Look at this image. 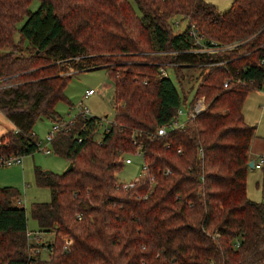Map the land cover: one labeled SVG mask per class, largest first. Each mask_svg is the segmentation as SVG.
Instances as JSON below:
<instances>
[{"label":"trees","instance_id":"obj_1","mask_svg":"<svg viewBox=\"0 0 264 264\" xmlns=\"http://www.w3.org/2000/svg\"><path fill=\"white\" fill-rule=\"evenodd\" d=\"M31 2L0 0V111L14 125L0 135V157L39 148L34 125L60 120L59 101L72 104L73 71H108L114 116L99 139L100 117L83 111L55 135L52 149L70 170L35 165L36 183L51 193L30 206L39 232L54 233L40 243L47 259L29 241L19 189L0 184V264L264 263V198L247 193L257 126L242 110L264 75V0H233L223 11L207 0H39L35 10ZM176 16L187 20L183 30ZM193 24L207 42H236L218 55L226 66L198 67L211 57L192 51ZM172 62L181 91L160 73ZM184 68L199 69L191 88L207 105L159 136L191 89ZM228 75L243 82L225 88ZM137 148L155 180L125 189L116 174Z\"/></svg>","mask_w":264,"mask_h":264},{"label":"rangeland","instance_id":"obj_2","mask_svg":"<svg viewBox=\"0 0 264 264\" xmlns=\"http://www.w3.org/2000/svg\"><path fill=\"white\" fill-rule=\"evenodd\" d=\"M214 3L220 11L229 8L233 0H207ZM39 5V0H32L30 4L31 10H35ZM175 20H179V24H175V30H183L187 20L176 16ZM24 20L18 23L19 26ZM18 32L15 37L18 38ZM236 42L227 43L229 45ZM183 85L187 91L193 85L195 87L197 80L196 74L199 69L188 68L183 69ZM170 75L177 87L181 86L175 73L170 70ZM196 78V79H195ZM94 88L96 92L91 95H86V90ZM66 95L72 102L70 105L66 100H61L57 103L56 109L61 114V126L73 119L78 113L88 108L90 115H96L102 118V123L97 133V138L101 137L103 130L108 126L114 116L113 97L114 84L113 80L105 68H92L83 71H73L72 77L69 80L66 89ZM194 88H191L187 94L186 102H182L181 107L185 113L181 114V120L187 118V112L194 96ZM183 93V92H182ZM243 113L248 123L256 125V132L250 146V157L259 161L261 156H264V93L261 89H254L247 95L243 104ZM64 120V121H63ZM57 121V120H56ZM11 125L8 118L0 112V135ZM53 121L50 118H42L34 125V133L40 143V147L33 153L23 156L22 163H12L0 165V184L17 187L21 193L20 200L26 208L28 216V238L32 242V235L39 232V226L35 218L31 215L30 206L35 201H49L51 198L50 189L46 186L38 185L35 181L34 168L39 165L46 170L62 173L70 165V161L53 150L50 153H45L44 146L51 148L47 142V135L53 130ZM262 154V155H261ZM132 161L125 163L120 171L116 174L117 180L122 182H131L145 176L143 169V156L139 153L128 154ZM247 193L250 198L260 201L264 198V164L261 168L250 167L247 173ZM29 233H31L29 235ZM42 236V242L51 241L54 239L53 232H39ZM34 244V243H33ZM40 248L39 253L42 258H48L49 252L47 246ZM64 247V246H63Z\"/></svg>","mask_w":264,"mask_h":264},{"label":"built area","instance_id":"obj_3","mask_svg":"<svg viewBox=\"0 0 264 264\" xmlns=\"http://www.w3.org/2000/svg\"><path fill=\"white\" fill-rule=\"evenodd\" d=\"M190 33L192 34V37L194 40V45H195L192 48V51L195 53H204V54L210 55V57H211V58L206 59L205 61L197 63L198 67H201L202 69H205V68L209 69L212 67H224L227 65L229 60L226 58H223V57H218V55L222 54L224 51L230 50L231 48H233L236 45V43L229 45V44L220 43L219 41H216L213 39H211L210 41L207 42V41H205L204 36L202 34H200L198 28L194 24L192 25V27L190 29ZM175 65H177V63H175V62L164 63L163 65H161L160 66L161 75L171 77L170 70H172L175 73V70H174ZM259 65H262L264 67V54L259 59ZM175 75H176V73H175ZM249 81H250V83H255L254 78H251ZM242 82H243V80L238 78L237 75H228L227 78L223 81V87L230 88V87L236 86ZM258 88L261 89L264 93V75H263L261 84ZM95 92H96V90L94 88H90V89L86 90V95H91V94H94ZM186 100H187V98L183 102H186ZM181 105H182V103H181ZM181 105L177 109L176 113L173 115L171 121L158 128L157 134L159 136L165 135L167 133L168 129L182 127L190 117H194L196 114H198L202 110H204L207 103H206L205 96H199V97L195 98V92H194V96H193V99L191 101V105L189 106V110L187 112V118L184 120H181V118H180L181 114L185 113V111L183 110ZM83 113L85 114V116H90V111L88 108H85L83 110ZM70 121L64 123L62 126H61V123L59 121H53V123H54L53 130L50 133H48V135H47V142L49 145L51 144V148H49L48 146H44L43 150L45 153L52 152V150H53L52 149V141H53L55 135L61 129H63L65 127V125L68 124ZM101 123H102V118L100 117V120L98 121L99 127H100ZM109 124H108V126H109ZM108 126L105 129H107ZM79 140H81V138H79ZM39 145H40V143H39ZM180 150L181 149H178V151H180ZM134 153H139L144 157V152L140 148H137ZM23 156H24L23 154H19V153L1 156L0 157V165H3V164L9 165L12 163H22ZM143 160H144V158H143ZM123 161H124V163H130L132 161V159L130 158V156H125L123 158ZM263 164H264V157H260L259 161L255 160V168H261L263 166ZM143 169L145 172V176L143 178H140V179H146L148 177L150 183L153 184L155 178L153 175L148 176L147 164L145 163V161H144ZM169 172H170V169H167L165 171V173H169ZM140 179H138V180H140ZM136 181L137 180H134L131 182H122L121 181V183H122L121 185L123 188L128 189L130 187H133L135 185ZM30 234L31 233H29V235ZM64 241H65L64 249H68L69 244L72 243V240H71V238L65 237ZM32 243H34L36 245L42 243L41 233L36 232L32 235ZM36 249H37V251L40 250L39 247H37Z\"/></svg>","mask_w":264,"mask_h":264},{"label":"water","instance_id":"obj_4","mask_svg":"<svg viewBox=\"0 0 264 264\" xmlns=\"http://www.w3.org/2000/svg\"><path fill=\"white\" fill-rule=\"evenodd\" d=\"M248 165H249L250 167H254V165H255V160H254V159H250ZM71 168H72V163H70L69 167H68L66 170H70ZM66 170H65V171H66ZM262 264H264V263H262Z\"/></svg>","mask_w":264,"mask_h":264},{"label":"crops","instance_id":"obj_5","mask_svg":"<svg viewBox=\"0 0 264 264\" xmlns=\"http://www.w3.org/2000/svg\"><path fill=\"white\" fill-rule=\"evenodd\" d=\"M88 90V89H87ZM1 112V111H0ZM52 120V119H51ZM53 121V120H52ZM10 123H11V121H10ZM12 128H14V125L11 123V125L8 127V129H12ZM8 129H6V131L8 130ZM3 134V133H2ZM262 154H264V153H262ZM261 154V155H262ZM264 157V156H263ZM251 158V157H250ZM256 160V159H255Z\"/></svg>","mask_w":264,"mask_h":264},{"label":"bare ground","instance_id":"obj_6","mask_svg":"<svg viewBox=\"0 0 264 264\" xmlns=\"http://www.w3.org/2000/svg\"><path fill=\"white\" fill-rule=\"evenodd\" d=\"M261 157H263V156H261ZM255 160V159H254ZM254 167H255V165H254Z\"/></svg>","mask_w":264,"mask_h":264}]
</instances>
